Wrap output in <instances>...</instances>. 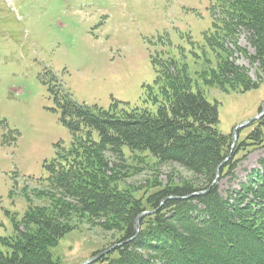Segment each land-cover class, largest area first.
Listing matches in <instances>:
<instances>
[{
  "label": "rangeland",
  "instance_id": "374dc122",
  "mask_svg": "<svg viewBox=\"0 0 264 264\" xmlns=\"http://www.w3.org/2000/svg\"><path fill=\"white\" fill-rule=\"evenodd\" d=\"M209 5V0H0L1 250H9L4 241L32 207L50 206L48 195L74 202L44 181L46 164L76 143L66 122L70 116L63 113L66 97L116 113L154 111L153 97H163L153 85L159 75L175 73L173 66L166 71L173 58L187 64L193 90L218 103V128L225 136L233 138L238 126L264 111V66L238 49L255 53L245 33L223 31L220 11L210 13ZM227 59L258 85L241 90L214 83ZM263 120L264 114L240 129L237 144ZM102 155L118 174V189L142 198L146 207L147 196L159 188L193 180L183 167L160 164L148 153L125 149L121 157ZM263 157V148L241 150L235 176L216 182L220 192L228 196L240 189L252 170H263ZM73 224L51 248L61 264H81L120 244L121 227L103 229L85 216Z\"/></svg>",
  "mask_w": 264,
  "mask_h": 264
},
{
  "label": "trees",
  "instance_id": "16d2710c",
  "mask_svg": "<svg viewBox=\"0 0 264 264\" xmlns=\"http://www.w3.org/2000/svg\"><path fill=\"white\" fill-rule=\"evenodd\" d=\"M209 4L210 13L216 10L222 15L221 29L236 36L243 31L255 53L238 49L251 63L264 66V0H209ZM179 63L171 58L166 71L173 66L175 73L156 78L153 87H159L163 100L153 97L154 111L116 113L112 108L78 105L66 97L63 113L70 116L66 122L76 143L65 156L58 154L46 164L49 175L44 181L74 202H59L50 194V206L32 207L4 241L9 250L0 249V264H61L51 248L76 228L74 219L84 216L103 229L123 231L120 244L93 264H264V157L263 170H252L240 189L228 196L217 183L212 185L233 138L219 131L218 103L193 90L187 64ZM242 70L227 59L214 83L241 90L257 86ZM256 122L221 166L219 179L235 176V155L241 150H264V120ZM125 149L148 153L160 164L179 165L193 174V182L159 188L147 196L146 207L142 198L118 189L116 170L104 163L103 151L121 157ZM147 210L156 211L142 215Z\"/></svg>",
  "mask_w": 264,
  "mask_h": 264
},
{
  "label": "water",
  "instance_id": "95a60500",
  "mask_svg": "<svg viewBox=\"0 0 264 264\" xmlns=\"http://www.w3.org/2000/svg\"><path fill=\"white\" fill-rule=\"evenodd\" d=\"M263 114H264V111H262V112H261L256 118H253V119H251V120H248V121L244 122L243 124H241L240 126H238V127L236 128V130L233 132V144H232V147H231L230 154H229V156L224 160L223 163H225L227 160H229V158H230L231 155H232V150H233V148L235 147V145L237 144L239 130L242 129V128H244V127H246V126H248L250 123H252V122L255 121L256 119H258V118H259L261 115H263ZM223 163L221 164V166L223 165ZM221 166H220V167L218 168V170H217L216 178H215V180L213 181L212 185L215 184V183L218 181L219 177H220ZM202 193H204V191H201V192H195V193H193L192 195H197V194H202ZM192 195H189V196H187V197H190V196H192ZM163 201H164V200H163ZM154 211H155V210H153V211H151V212H145V213H143V214L153 213ZM135 229H136L137 232H138L139 229H140L139 217H138V219L136 220ZM115 247H116V246H112V247H110V248H108V249H106V250H104V251H102V252H100V253H98V254H96V255H93V256H91L89 259H87L86 261H84V262L81 263V264H92L93 262H96L97 260H99L103 255H106L107 253H109V252H110L112 249H114Z\"/></svg>",
  "mask_w": 264,
  "mask_h": 264
}]
</instances>
